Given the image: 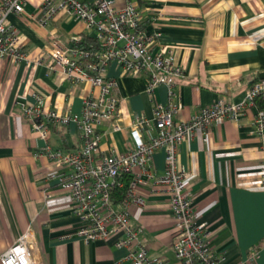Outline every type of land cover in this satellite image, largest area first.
Masks as SVG:
<instances>
[{
  "label": "crops",
  "instance_id": "crops-1",
  "mask_svg": "<svg viewBox=\"0 0 264 264\" xmlns=\"http://www.w3.org/2000/svg\"><path fill=\"white\" fill-rule=\"evenodd\" d=\"M39 1L23 0L24 12L38 16ZM130 1L139 10L141 24L158 30L161 40L172 46L183 70L172 87L176 96L172 100L178 103L174 119H185L218 97L239 101L254 80L264 78V0ZM7 21L21 35L26 56L18 61L0 59V253L29 227L34 264H122L126 248L115 246L116 235L84 242L75 234L79 220L71 212L70 195L50 176L68 169L56 164L43 147L71 149L80 142L79 127L70 119L54 121L41 137L21 110V104L32 101L31 93L38 91L44 112H80L89 83H72L51 69L47 48L53 37L68 43L70 35H90L65 11L43 26L14 13ZM104 75L116 81L111 93L118 101L121 129H112L111 120L100 123L96 158L110 149H129L127 125L132 114L149 116L153 101L167 102L163 84L151 95L146 93L145 72L124 73L110 62ZM257 109L254 104L245 107L238 120L225 118L206 130L197 129L177 149L186 170L184 190L197 218L207 225L209 244L223 254L222 264H264L262 154L259 136L250 126ZM152 163L157 173L162 172L163 149L152 153ZM137 191L145 205L128 204L127 215L130 224L143 225L140 243L150 257L179 264L171 246L173 228L165 197L150 194L143 186Z\"/></svg>",
  "mask_w": 264,
  "mask_h": 264
},
{
  "label": "built area",
  "instance_id": "built-area-1",
  "mask_svg": "<svg viewBox=\"0 0 264 264\" xmlns=\"http://www.w3.org/2000/svg\"><path fill=\"white\" fill-rule=\"evenodd\" d=\"M37 8L39 15L35 16L24 12L23 0H0V59L18 61L26 56L21 35L7 21L9 13L19 14L29 24L43 26L56 13L65 11L81 22L92 38L86 45L81 43L83 36L79 33L70 35L68 43L55 37L48 41V66L72 83L90 85L79 113L44 112L38 91L31 93L32 101L21 104L22 113L31 118V127L41 137L46 136V126L54 121L64 123L70 119L79 127L80 142L71 149L51 148L48 144L43 147L56 164L68 169L50 176L56 177L70 195L71 212L79 220L75 234L84 242L116 235L115 246L126 248L122 264H164L150 257L140 243L138 236L143 225L128 222V204L145 205V198L137 191L138 186H143L148 193L166 199L173 228L171 246L179 264H222L223 254L209 244L207 225L197 218L184 190L186 170L177 159V149L182 139L197 129L206 130L212 122L225 118L238 120L245 107L254 105L256 97L264 98V78L254 80L239 101L218 97L201 106L197 113L176 120L178 103L172 100L176 97L172 87L183 76V70L174 59L172 46L161 40L160 32L141 24L133 2L123 0L122 5H117L113 0H40ZM110 62L124 73L145 72V91L149 95L156 85H165L167 102L153 101L149 116L132 114L127 125L132 139L129 149H110L96 158L100 123L111 120L112 129H121L118 101L111 93L116 81L104 75ZM250 126L259 136V177L264 186V107L256 110ZM159 148L163 149L164 167L157 173L152 153ZM123 173L130 174V179L124 196L117 202L121 207L115 208L109 185ZM122 185L118 179L117 186ZM31 236L32 230L27 227L0 253V264H34L28 245Z\"/></svg>",
  "mask_w": 264,
  "mask_h": 264
},
{
  "label": "trees",
  "instance_id": "trees-1",
  "mask_svg": "<svg viewBox=\"0 0 264 264\" xmlns=\"http://www.w3.org/2000/svg\"><path fill=\"white\" fill-rule=\"evenodd\" d=\"M90 41H92V38L89 36H83L81 43L82 44H88ZM254 104H256L257 108H263L264 107V98L256 97L254 99ZM120 179L123 181L122 186H117V180ZM130 179V174L123 173L119 177H115L112 182H110L109 185V193H110V199L112 202L117 203L125 193L126 184Z\"/></svg>",
  "mask_w": 264,
  "mask_h": 264
}]
</instances>
